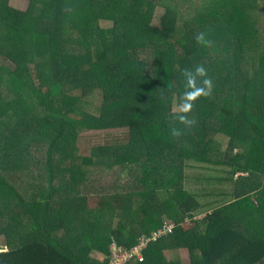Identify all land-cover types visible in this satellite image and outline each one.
<instances>
[{
    "label": "trees",
    "instance_id": "obj_1",
    "mask_svg": "<svg viewBox=\"0 0 264 264\" xmlns=\"http://www.w3.org/2000/svg\"><path fill=\"white\" fill-rule=\"evenodd\" d=\"M11 1L0 0V264H110L113 244L128 251L164 222L172 234L125 264H181L166 259L175 250L189 264H264V0ZM198 66L211 94L173 112ZM91 132L100 141L83 148ZM207 167L201 193L185 189V169ZM221 187L233 202L196 219Z\"/></svg>",
    "mask_w": 264,
    "mask_h": 264
},
{
    "label": "rangeland",
    "instance_id": "obj_2",
    "mask_svg": "<svg viewBox=\"0 0 264 264\" xmlns=\"http://www.w3.org/2000/svg\"><path fill=\"white\" fill-rule=\"evenodd\" d=\"M10 5L15 7L16 9H19V10H25L27 7V1L15 0V1H11ZM160 14H161V10H157L154 23H158V18H159ZM110 26L111 25L109 23H103L102 24L103 28H110ZM0 64L5 65L4 61L1 59H0ZM150 71H152V69H150ZM150 74H151V72H150ZM172 111L175 113H182L181 106L174 104ZM97 134H100V133L91 132V133L85 134L86 135L85 139L83 141H81V145L83 146V148H88L92 142L100 141V138ZM216 139L221 144V146L223 147V150H224V148L227 146L228 139L223 137L222 135H217ZM189 163H190L189 165H192V166L195 165V163L193 161H189ZM210 169H212V168L211 167H207L205 169L187 168L186 171L188 172V176H185V189L196 188V190L200 191V193H201L204 185H203V182L201 180H198V179L204 177L206 172L209 174ZM211 171H213V170H211ZM201 173H203V174H201ZM110 182H112L111 179L107 180L105 183H110ZM105 183H104V187L107 188V184H105ZM201 197L204 200L205 197H203V196H201ZM174 254L176 255L177 252H173V256H171V254H168V253L166 254L168 257V260L170 262H175L178 259H180L179 261H181V262L183 261L184 264H189V255H188L187 251H182L179 253V255H176L178 259L174 256Z\"/></svg>",
    "mask_w": 264,
    "mask_h": 264
},
{
    "label": "clouds",
    "instance_id": "obj_3",
    "mask_svg": "<svg viewBox=\"0 0 264 264\" xmlns=\"http://www.w3.org/2000/svg\"><path fill=\"white\" fill-rule=\"evenodd\" d=\"M198 41L203 40L204 36L201 34L197 37ZM184 75L187 79V87L191 89L190 91H186L183 95V103L181 104V111L183 113H188L192 107L193 102L200 97L201 95L208 96L211 94L212 90V81L211 79H203V87H197V77H206L207 70L203 66L196 67L195 71L185 70ZM180 121L185 125H191L195 121L189 119L186 115H181L179 117ZM172 135L177 136L179 135L178 132L173 128Z\"/></svg>",
    "mask_w": 264,
    "mask_h": 264
},
{
    "label": "built area",
    "instance_id": "obj_4",
    "mask_svg": "<svg viewBox=\"0 0 264 264\" xmlns=\"http://www.w3.org/2000/svg\"><path fill=\"white\" fill-rule=\"evenodd\" d=\"M238 175H236V177ZM173 230L174 224L171 222H164V224L151 236L142 238L138 245L128 251L113 244L111 247L110 264H125L130 260H138L139 262H142L144 258V250L148 247L149 243L155 242L162 237L172 234Z\"/></svg>",
    "mask_w": 264,
    "mask_h": 264
},
{
    "label": "crops",
    "instance_id": "obj_5",
    "mask_svg": "<svg viewBox=\"0 0 264 264\" xmlns=\"http://www.w3.org/2000/svg\"><path fill=\"white\" fill-rule=\"evenodd\" d=\"M226 147L224 148V150L226 149ZM222 149H223V147H222ZM201 174H203V173H201ZM207 175H208V173L206 172L205 176H207ZM185 176H188V172L187 171H185ZM221 189L223 190L224 187H221ZM231 191H232V189L226 187L225 190H223L220 193V196H217V197L212 196L210 198H204V200L201 197V200H199L201 202V207H202L201 208V213L196 217V219L203 220L205 218V215L207 213H211L212 212L213 208H216V207L218 208V207H221V206H224V205H227V204L233 202V198L231 197ZM205 228H206L205 225L202 226L200 228L201 232H204L205 231ZM182 251H187V250H175V251H172V252L171 251H167L165 253L166 259L168 260V257L166 255L167 253L168 254H171V256H173V252H177L176 255H179V253L182 252ZM176 255L174 254V256L177 258ZM179 260L180 259H178L177 261L180 262L181 264H184L183 261L181 262Z\"/></svg>",
    "mask_w": 264,
    "mask_h": 264
}]
</instances>
